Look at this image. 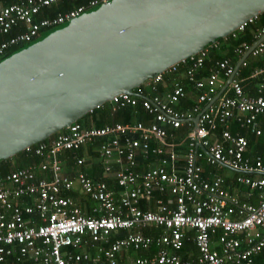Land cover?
I'll return each mask as SVG.
<instances>
[{
  "label": "built area",
  "instance_id": "1",
  "mask_svg": "<svg viewBox=\"0 0 264 264\" xmlns=\"http://www.w3.org/2000/svg\"><path fill=\"white\" fill-rule=\"evenodd\" d=\"M60 1L14 0L0 6V58L42 31L109 2L89 0L87 7L37 19ZM261 14L229 35L234 38ZM229 35L149 78L132 90L134 95L118 94L104 103L111 112L130 108L140 120L101 128L74 122L48 143L26 147L23 151L41 162L0 177V264H253L264 251V161L247 155L248 141L240 132L233 134L232 125L261 135L264 67L250 74L249 79H261L250 95L238 69L246 66L241 59L252 46L233 50L235 56L243 54L236 67L229 58L207 66ZM257 37L248 57L264 56V27ZM184 67V81L175 78ZM186 88L199 95L192 107L179 109ZM185 127V135H179ZM91 146L103 176L113 177L117 189L83 171L74 177L64 172L61 157L75 153L74 165L86 167L76 153ZM201 162L236 172L235 182L248 188L249 196L257 192L256 202L232 194L224 178L211 169L205 173ZM148 199L155 211L139 208ZM147 227L163 233L149 237L137 230ZM121 231L125 235L110 242ZM186 241L195 244V259L178 255ZM149 250L154 254L132 256Z\"/></svg>",
  "mask_w": 264,
  "mask_h": 264
},
{
  "label": "water",
  "instance_id": "2",
  "mask_svg": "<svg viewBox=\"0 0 264 264\" xmlns=\"http://www.w3.org/2000/svg\"><path fill=\"white\" fill-rule=\"evenodd\" d=\"M263 12L264 0H109L80 15L0 62V161Z\"/></svg>",
  "mask_w": 264,
  "mask_h": 264
},
{
  "label": "trees",
  "instance_id": "3",
  "mask_svg": "<svg viewBox=\"0 0 264 264\" xmlns=\"http://www.w3.org/2000/svg\"><path fill=\"white\" fill-rule=\"evenodd\" d=\"M3 1V5H10L14 2V0H1ZM89 0H62L57 4L52 5L49 8H45L42 10L41 14L38 16L37 19H41L44 17H51L59 12H65L67 10H70L76 6L79 5H84L87 7ZM93 9H89L88 11H91ZM66 26V24L61 25L59 27L51 28L44 30L40 33V35L34 39L31 43L26 44V45H20L18 47H14L6 54L0 58V62L3 60L7 59L11 55L15 54L16 52L28 47L29 45L43 39L45 36L50 34L51 32L58 30L60 28H63ZM264 27V12L261 14L260 17H257L255 20H253L252 23L248 24L244 31L242 32H237L236 36L232 38L230 35L227 37L225 42L221 43L220 50L215 51L214 53L211 54L210 59L207 62V66H210L211 64L214 63L215 60L217 59H224V58H229L231 61V64L236 67L237 64L239 63L240 59L242 58L243 54L239 56H235L233 54V50L242 45L246 44L248 47H251L254 45V43L257 41L258 33L261 30V28ZM14 34V32L12 33ZM264 67V56L263 57H258V58H253V57H247L246 58V66L245 67H240L238 69V77L243 80L242 86L244 91L246 92L247 88H252L253 93L256 94V90L258 86L261 83V79H249L250 74L258 69V68H263ZM207 68V67H206ZM186 67L181 68L180 71L174 75L175 78L179 80H183L184 78V72H185ZM205 72V68L202 70ZM184 81V80H183ZM187 84V82H185ZM187 89L186 93V98L182 100V103L178 107L179 109H188L192 107L197 100V96L199 95V91H195L192 89ZM141 115L140 114H133V111L130 108L123 109L117 112H111L106 104L103 105L102 108H96L92 110L91 112L85 114L83 117H81L79 120L76 121V123L81 124L83 128H101L106 125H112L115 123H126V122H132V121H138L140 120ZM261 125V130L262 133L259 136L255 135H250L249 133L245 131H239V128L236 124L232 125V133L235 134L237 132H240L242 135H244L248 141V147H247V155L250 157L254 156H260L262 160L264 161V120L260 122ZM64 130V129H63ZM63 130L52 134L49 136L47 139L43 140V142L48 143L51 141L53 138H55L59 133H61ZM188 130V128L185 127V129H181L178 131L179 135H185V132ZM75 153H66L65 160H67L68 164L67 166L70 167L68 175L71 177H74L79 171H83L84 173L87 174L88 177L94 179V180H102L105 181L109 186H113L115 189H117V185L114 182L113 177H104L103 176V168L101 166V163L99 160H94L93 165L91 164L90 168L88 167H76L74 166V160L73 156ZM87 154L88 156H91L93 154V148L88 147L86 150H80L76 153L77 156H83ZM41 162L40 157L35 156L34 154H28L25 151H20L16 153L14 156L7 158L5 160L0 161V177L16 170V169H21L28 167L30 165H38ZM203 166L204 172H208L210 170V167L207 166L204 162H201ZM139 170H147V168H140ZM212 170V169H211ZM238 176L237 173H235V177L232 180L233 185L235 186H241L238 185L235 182L236 177ZM229 182V180H228ZM246 188V187H245ZM247 193H249L248 188H246ZM257 192H254V195L248 196V198L242 199L243 201L251 202L254 203L251 199H255ZM73 196L75 194H72ZM74 198L77 199V196H74ZM79 201V200H78ZM153 199H148V200H142L139 204V208L141 210H148V211H155L156 206L155 203L153 202ZM153 228V229H152ZM138 232H140L144 236H149V237H156L160 234L163 233V229L161 228H154V227H147L144 229H137ZM134 230V231H137ZM115 237H112L110 239V242H113L116 237H122L125 235V231H121L117 234H113ZM189 235H193L192 232H189ZM183 247L180 251H178V255L183 259V260H188V259H195L197 257V250L195 247V244L191 241H186L184 242ZM154 250H149L147 252H133L132 256L133 257H147L150 255H153ZM253 264H264V251H262L260 254L254 257V262Z\"/></svg>",
  "mask_w": 264,
  "mask_h": 264
},
{
  "label": "crops",
  "instance_id": "4",
  "mask_svg": "<svg viewBox=\"0 0 264 264\" xmlns=\"http://www.w3.org/2000/svg\"><path fill=\"white\" fill-rule=\"evenodd\" d=\"M0 6H3V1L0 0ZM246 92L250 95H255L253 92L252 88H247ZM66 156L61 157V161H62V165H63V169L65 173L69 172L70 167L67 166L68 162L67 160H65ZM83 157L86 159L87 164L86 167L90 168L91 164L93 165L94 160H97L94 153L91 156H88L87 154L83 155ZM74 165V164H73ZM75 166V165H74ZM212 169V168H210ZM210 171H214L215 173H217L218 175L222 176L224 178V186L226 187V189H228L232 194H236L238 195L240 198L242 199H247L249 196V193H247V190L245 187L243 186H235L232 183V180L235 177V173L233 170L231 169H227L225 167L223 168H217V169H212ZM229 180V182H228ZM111 189L115 190V188L113 186H110ZM76 196H78L76 194ZM253 197V196H252ZM254 203L256 202L255 199H251Z\"/></svg>",
  "mask_w": 264,
  "mask_h": 264
},
{
  "label": "bare ground",
  "instance_id": "5",
  "mask_svg": "<svg viewBox=\"0 0 264 264\" xmlns=\"http://www.w3.org/2000/svg\"><path fill=\"white\" fill-rule=\"evenodd\" d=\"M149 228V227H148ZM153 229V228H152ZM185 244V243H184Z\"/></svg>",
  "mask_w": 264,
  "mask_h": 264
}]
</instances>
